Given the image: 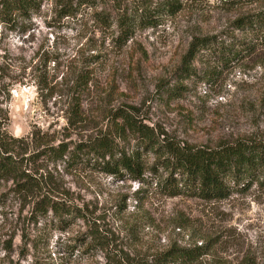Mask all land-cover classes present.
Here are the masks:
<instances>
[{
    "label": "rangeland",
    "instance_id": "obj_1",
    "mask_svg": "<svg viewBox=\"0 0 264 264\" xmlns=\"http://www.w3.org/2000/svg\"><path fill=\"white\" fill-rule=\"evenodd\" d=\"M93 1L42 0L30 32L6 34L0 44L10 89L0 90V109L31 176L22 190L0 184V264H181L164 255L200 246L208 254L194 264H264V172L247 192L221 200L170 197L157 186L169 175V142L264 143V45L231 64L216 59L238 41L257 44L236 22L263 14L264 0H174V14L160 13L163 0H146L155 24L137 28L122 48L113 42L119 15L142 0ZM195 39H208V49L183 78ZM121 110L151 130L152 145L122 127ZM100 140L117 158L138 156L146 181L104 171L110 157L75 152ZM61 144L69 146L63 158L43 154Z\"/></svg>",
    "mask_w": 264,
    "mask_h": 264
},
{
    "label": "trees",
    "instance_id": "obj_2",
    "mask_svg": "<svg viewBox=\"0 0 264 264\" xmlns=\"http://www.w3.org/2000/svg\"><path fill=\"white\" fill-rule=\"evenodd\" d=\"M42 0H0V44L5 39L6 34L20 33L27 34L31 30L34 15L41 9ZM118 1L120 7L124 0ZM80 5L91 4L95 6L93 0H77ZM143 4L137 7L132 13L123 11L119 15L117 32L113 37V42L120 48L127 46L134 38L137 28L144 26H154L155 19L147 13L149 2L142 0ZM161 12L174 14L180 10V5L174 0H163L157 5ZM97 13L98 17L105 24H109L106 17ZM240 29H249L254 33L257 44L240 42L234 44V48L223 47L220 55L216 57L223 65L231 64L232 61L243 59L246 55H252L256 51V46L264 45V13L255 17H244L236 22ZM240 49L236 50V47ZM203 49H208V39H195L191 44L187 54V61L180 68L183 78H191L194 70L190 67L196 56ZM6 69L0 66V90H10L6 85H2L3 74ZM80 82L87 84L88 78L85 75L80 77ZM10 92V91H9ZM75 98L73 120H81V103ZM3 104V103H2ZM5 113V116H4ZM2 114V115H1ZM118 119H122L127 129L135 132L140 138L148 142L149 146L154 142L151 130L142 123L138 122L130 113L120 111ZM119 126V125H118ZM9 119L7 111L0 109V184L6 181H14L20 190L27 188L26 179L31 178L28 170H24V155H17L16 144L22 143L19 139L12 137L9 132ZM110 144L106 140L91 142L90 144L78 145L76 153L88 150L96 156L110 161L103 164L102 169L108 173L116 175L121 179L132 180L134 182H145V165L138 156H127L123 154L117 158L111 153ZM162 147V146H161ZM165 154L170 157L166 161V168L169 175L157 186L161 193L170 196H189L200 198L206 201L227 199L234 193H245L251 189L253 184L258 181L264 170V143L249 142L238 140L233 143H226L216 148H191L180 147L169 142L165 146ZM160 148V147H159ZM69 151V146L61 144L58 147L47 146L43 154L47 157L63 158ZM25 180V182H22ZM30 180V179H29ZM262 184L263 182L260 181ZM45 205H51L45 199ZM58 205V206H56ZM57 210L62 211L59 204L52 205ZM206 247L173 249L170 257L164 255V260L179 261L181 264H194L203 256L207 255Z\"/></svg>",
    "mask_w": 264,
    "mask_h": 264
}]
</instances>
